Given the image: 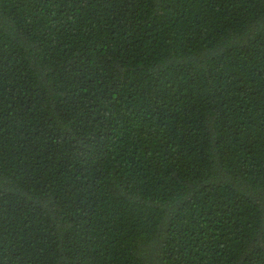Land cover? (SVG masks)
Instances as JSON below:
<instances>
[{
  "label": "trees",
  "instance_id": "1",
  "mask_svg": "<svg viewBox=\"0 0 264 264\" xmlns=\"http://www.w3.org/2000/svg\"><path fill=\"white\" fill-rule=\"evenodd\" d=\"M0 264H264V0H0Z\"/></svg>",
  "mask_w": 264,
  "mask_h": 264
}]
</instances>
